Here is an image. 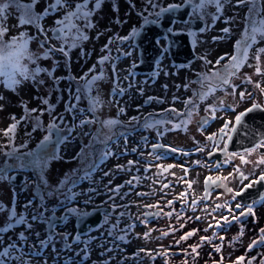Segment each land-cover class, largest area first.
I'll use <instances>...</instances> for the list:
<instances>
[{"label": "rangeland", "instance_id": "374dc122", "mask_svg": "<svg viewBox=\"0 0 264 264\" xmlns=\"http://www.w3.org/2000/svg\"><path fill=\"white\" fill-rule=\"evenodd\" d=\"M171 1L181 0H157L161 5ZM28 2L30 0H26V3ZM50 2L51 0H38L34 11L37 13L44 12ZM21 3H23V0H21ZM89 7H92V5L90 4ZM145 8L151 11L145 0H104L102 7L92 17L95 27L86 29L89 39L72 49L70 58L67 60L60 52H55L48 58L43 56L44 49L48 48L50 44L55 45L57 48L61 46L60 41L52 38L53 33L50 31L51 28L55 27V20L62 15L61 12L48 15L41 22V26L47 30V36L50 38L49 43H46L44 48H41L40 41L45 39L44 35L40 34L32 25H18L21 10H18L15 6L8 10L5 23L9 31L4 35L3 39L8 41L11 37L18 36L21 32L36 36L37 39L29 42V51L38 56L39 59L29 61L24 58L22 63L27 64L30 71L36 67H41L48 71L38 73L36 80L17 76L21 83L12 89L6 86V78L0 77V97H3V99H0V106H2V110H0V144L7 143V138L3 136L2 130L7 129L13 123L12 117L15 116L19 120L26 114V110L33 108L46 109L48 106L42 103L44 99H47L49 104L54 106L51 113L44 111L41 116V122L44 127L32 132L35 121L32 119L22 121L16 129L14 145L18 147L21 144H26V147L20 149L21 152L37 150V145L47 135L44 129L51 123L53 117H57V123L62 129L60 134L68 136L66 142L58 146L56 158L50 161L45 171L44 179L46 183L40 181L35 171L27 169L8 173L11 178L15 172H23L25 181L21 185L12 184L10 179L0 180V202H3L6 206V211L0 212V227L6 224L7 209L13 206L17 213H24L32 224L30 230H26L24 225H18L4 233L5 244L10 242V239L17 240L19 232L25 231L28 241L24 247L25 251H28L29 246L35 245L39 248L40 240L47 239L49 234L53 235L52 243L45 248L41 255L29 258L31 264H214V262L221 261L222 264H234L240 256L245 257L240 264H247L248 260H251V264H258V260L264 254V251L260 253L246 251V246L254 239H258V235L255 236L254 233L259 230L258 227L264 228V219L259 226H255L253 223L243 226V233L251 235H244L238 243H234L233 240L227 241L219 252H214L211 246L199 248L198 242L200 239L194 240L190 237L187 240H182L181 243L183 250L187 249V251H182L176 256L161 254L165 251L164 245L173 246L177 241L174 237L181 236L176 231H173L170 236H164L162 233L167 232V229L172 231V226L177 223L176 211L170 217L164 215V213L172 211L170 206L165 205L173 196L180 197V194L188 187L185 182H177L179 177L185 176V172L180 165L186 167L188 161L185 158L177 159L173 156L155 160L151 163L152 167L148 168L146 158H152L149 153L153 152V150L150 148L149 143H144L141 140V135L145 133V130L134 137V139H129L128 143L121 140L120 142L109 144L110 140H107V144H109L114 155L109 156L103 163L99 164L97 171H89L98 155L97 151L104 150V143L102 142L107 137L112 138L118 132L116 125L108 127L102 124L101 121L108 119L119 120V118L124 120V115H119L116 112L118 107L126 109L127 116L145 117L147 109L150 107L145 101L151 95L164 98L163 104L155 102L154 107L156 108H165L163 106L166 104L179 105V100L185 89L184 85L189 84L183 77L180 78L182 71L175 73V70L177 71L178 69L173 65L169 57H165L162 62L164 69L161 67L163 72H160L157 77L144 75L146 73L142 72L136 73L134 66L139 61V55L132 41L120 42L117 40L110 44V55L113 59L105 62L102 66L98 63L103 55L109 54L108 51H102V49L105 44H108L110 38L127 36L132 27L141 24L139 10L144 11ZM208 9V7L205 9L204 18L212 24V13L208 12ZM144 13L147 15V12ZM183 27L185 26L181 25V23L175 26L177 29ZM208 35H211L210 31L207 34L205 33L200 41L206 48H212L214 45H210ZM164 43L165 41H163ZM65 47L67 46L65 45ZM125 53H130V55H125ZM113 64L115 65V70H113ZM93 65L96 66L95 71L89 73V69ZM101 67H103L106 78L98 81L92 92L88 93L83 87L84 79L81 78L85 74H88L89 78L91 75L98 74ZM48 72H52V75L49 76ZM40 80H43L44 83L40 84L38 82ZM78 86L81 89L79 101L75 99ZM115 87L123 88L125 90L124 94L122 96H113ZM97 94H99L103 103L93 114L89 111L90 101L88 96H96ZM174 97H179V99L174 101ZM69 108H72V110L68 111L67 109ZM32 115L34 117L39 115V113H33ZM61 116L63 117L62 121L59 119ZM93 116L96 119L95 123L80 125L81 120L91 119ZM168 127L170 128L171 126ZM195 130L197 131V126L193 131L187 130L193 134L191 135L192 140L189 132L184 130L175 134H173V131L176 130L167 131L164 136L175 147H183L186 141L187 143L190 141H193V143L200 142L199 133ZM28 132H32L30 137L26 135ZM53 138L56 139L55 132H53ZM134 145H139L138 150L135 152L132 150L135 149ZM122 150H127L129 153L122 155ZM157 154L160 156L162 153L154 152V155ZM256 158L257 154L248 157L252 161ZM6 160L9 164L15 163V160L8 159L3 154H0V167L4 166ZM130 160L138 161V164L131 165L127 170L123 171L117 169V165H128ZM233 162L241 165L239 158H236ZM157 165H164L165 167L173 165V167L168 168L166 172H162ZM241 168L245 171L249 180H252L257 178V173L264 169V165L254 167L252 163H249L246 164V167L242 166ZM105 173H108V175H105ZM172 173L175 175H172ZM78 175H84L83 177L85 178V181L78 189H71L72 192L77 194L78 202L76 204H68L69 183L62 187L61 182L66 177H71L72 180ZM205 175L206 172L201 169L199 171L197 169L188 171L186 179L195 181V183L192 184L186 198L192 200L194 196L203 195ZM133 176L140 177L139 183L134 182L132 186L125 184ZM110 181L111 183H109ZM169 182L170 187L161 191L162 184ZM232 183L233 186L234 184L237 185L238 189L243 185V183L241 184L240 181L234 178ZM121 184L124 187L120 189L119 194L108 191L109 188H115V186ZM153 190V195L144 197L137 195V192L148 193ZM234 192H227L224 187H221L214 194V202L228 201L232 198ZM124 193L129 194L125 196ZM109 196H113L114 199L110 200ZM82 200L87 203L82 204ZM29 201H32V206L25 209L24 206ZM62 201H65L70 208H79L82 211H87L95 206H109L110 210L105 216L108 218L107 222L104 219L103 224L95 229L93 233L80 236L79 242H74L76 236L74 217L62 225H57L53 232L49 233L47 230L48 217L54 212L60 213L65 210L64 207L60 206L65 204ZM157 201H160L161 207L165 209L163 214L152 222L147 218V224L141 223L140 221L144 218L142 214L151 212L154 209H146L143 205L156 204ZM113 204L128 205L129 207L113 209ZM189 206V209L193 211L191 212L193 214L191 220L193 221L197 212L194 213L195 210L191 207V204ZM120 212H127L128 214L119 216ZM33 215H40L43 219L33 221L31 219ZM210 217V215L206 216L204 221L206 219L208 221ZM180 222H182L180 224L184 222L187 225L190 221L189 219H180ZM133 223L135 226L129 229L128 225ZM113 224H118V227L113 229ZM241 226L237 227L239 232ZM189 228L194 229L193 223L186 227V231ZM145 232H150L149 238L144 237ZM36 233H39V237H37ZM120 236H123L124 239H119ZM192 244H197L196 252H193L192 248L189 247ZM66 245H70V247H66ZM141 249L145 251H140ZM243 252L245 253L240 254ZM137 253L139 254L137 255ZM148 253H151V255ZM197 253L199 254L197 255ZM155 255H158L157 259H153Z\"/></svg>", "mask_w": 264, "mask_h": 264}, {"label": "snow or ice", "instance_id": "6c2138e0", "mask_svg": "<svg viewBox=\"0 0 264 264\" xmlns=\"http://www.w3.org/2000/svg\"><path fill=\"white\" fill-rule=\"evenodd\" d=\"M103 2L104 0H51V2L44 9L43 14H40L34 11V7L38 3V0H30V2L28 3H21V0H0V77L6 78V86L9 89H12L16 85H19L21 83V80L17 79V76H20L24 79L31 78L32 80H36V76L38 73L48 71L47 69L41 67H36L32 71H30L28 69L27 64L22 63V60L24 58H27L29 61L39 59L38 56H35L32 52L29 51V42L31 40L37 39L36 36L29 35L27 32H21L18 36L11 37L8 41H5L3 39L4 35L9 31L5 21L7 19L8 10L11 7L15 6L18 10H21V15L18 19L19 26L32 25L38 30L40 34L44 35L45 39L40 41L41 48H44V45L46 43H49L50 41V38L47 36V30H45L41 26V22L45 19L46 16L52 15L56 12H61L62 15L58 17L54 22L55 27L50 29V31L53 33L52 38L60 41L61 46L57 48L55 45L50 44L48 48L44 49L43 56L44 58H48L53 53L60 52L64 55L65 59L67 60L70 58V52L72 49L80 46L82 42L87 41L89 39V35L87 34L86 29H92L95 27L92 17L94 13L102 7ZM145 2L148 6H150L151 11H148V9L145 8V10L140 13L143 20V24L140 26V28L133 27L129 35L127 36H117L110 38L108 44H105L104 48L102 49V51H108L109 54L103 55L98 61L101 66L104 65L105 62H108L113 59V57L110 55V44L114 43L117 40H119L120 42L134 40L145 26L158 23L163 15L169 13L175 14L177 11L183 9L185 6H190L191 11L189 13V20H191V17L193 15H197L201 20H203L205 16V9L209 6H214L216 9V13L212 14V25H208L207 23H205V25L199 30L202 33L209 30L217 20L221 19L224 10V5L227 3H231L232 0H182V3H171L167 6H162L160 3L157 2V0H145ZM90 4L92 5V7H89ZM235 4L236 6L247 5L248 11L245 16L246 27L243 31L242 38L238 40L234 46V53L231 55L225 54V56L219 57L216 60L215 65H213V70H211L210 72L198 74L199 79L196 81V83H198L201 87L200 89L194 91L192 97H188L183 100V104L185 107L184 111L177 110L175 107H170L167 109H163L162 113H148L147 116L144 117L142 124V127L144 129L156 128L159 135H163V132H160L158 126L163 125H171V127L166 129V131L186 130L187 126L192 123L193 113L198 110L200 103L206 101L208 97H210L217 91V89H223L225 90L226 95H231L235 97L237 94V89H239L241 85H252L253 92H249L247 88H244V90L239 92V97L241 100H244L246 96L247 98L253 99L251 107L245 109L244 112H240L236 115L235 124H233L230 120L225 121V123L218 130V132L211 133L206 137V139L211 142L212 145V150H209L207 153L209 157L213 156L216 151L223 152L225 155V158L222 161L214 162V166L217 171H219L222 165L230 164L236 158H239V160L241 161V165L249 163H252L254 167L264 165V152L261 151L262 149H264V133H258L257 139L253 142L252 146L244 148L242 152H228V146L225 142V140L231 141L232 136L229 133L236 132L237 127L241 125L242 119L247 113L258 109H264V105L255 101L254 99V93L256 90H258L261 95H264V82L253 81L252 77L247 73H244L242 76L240 75L241 69H243L244 66L247 64L249 67H254L255 73L257 75L264 76V67L261 66V56L264 55V47H259L256 49V52L251 56L255 63L248 64L250 58V49H252L253 45L257 43L258 37L260 40H264V0H235ZM144 12H147V15H145ZM230 21L231 18H227L226 22ZM168 31L172 32L173 29L170 28L168 29ZM221 31L225 35H228L231 30L229 27H225L221 29ZM190 35L193 37V44H195V37L197 33L192 32L190 33ZM223 38L224 37H213V40ZM65 45L67 47H65ZM125 55H130V53H125ZM200 59L204 60L206 65L211 63V61H208L206 57H200ZM225 59L227 60V62L224 63L222 67H217L220 65L221 61ZM95 67L96 66L93 65V67L89 69V73L94 72ZM112 67L113 70H115L114 64L112 65ZM180 67L184 66L181 65ZM155 74L158 75V73ZM48 75L51 76L52 72H48ZM105 78V72L103 70V67H101V70L98 74L91 75L90 78L88 77V74H85V76L81 79H84V89L88 93H91L96 83ZM235 79H239L241 81V84H235L233 82ZM38 82L40 84L44 83L43 80H40ZM188 86L189 85L187 84L184 85L185 88H188ZM228 88H231L232 91L227 92ZM124 91L125 90L123 88L115 87L113 89V96H122L124 94ZM80 92L81 89L78 86L75 96V99L77 101H79L80 99ZM0 99H3V97H0ZM88 99L90 101L89 111L94 114L97 109L101 107L103 101L100 99L99 94H97L96 96L89 95ZM157 99L158 98L156 97L150 96L148 97L147 101H145V103H150L151 101ZM173 99L175 101L178 100L179 97H174ZM159 102L163 103V101ZM42 103L47 105L48 107L46 109L33 108L30 110H26V114L22 116L19 120H17L15 116H13V123H11L7 129L2 130L3 136L7 138V143L0 144V154H3L8 159L15 160V163L9 164L7 160L5 161L4 166L0 167V180L12 179L8 175V173L11 171L27 169L35 171L40 181L42 183H46L44 179L45 171L48 168L50 161L56 158L58 146L66 142V140L68 139V136L60 134L62 132V129L57 123V117H53L51 123L47 125L46 129H44L47 132V135H45L40 141V143L37 145V150L21 152L20 149L26 147V144H21L18 147L14 145L16 129L22 121H28L30 119L35 121L34 126L32 128V132H35L37 129L44 127L41 122V116L43 115L44 111H48L49 113H51V111L54 109V106L49 104L47 99H44ZM234 107L235 105L233 104H226L225 99L223 97H218L216 103L209 104L206 107L205 111L208 112L209 115L206 117H201L198 123V130L204 131V129L209 125V123L217 118V112H227L233 110ZM0 110H2V106H0ZM67 110L71 111L72 108H69ZM124 111L125 109L123 107L119 108V113L123 114ZM33 113H39V115L33 117ZM157 116H159L160 118H157ZM59 119L62 121L63 117L61 116L59 117ZM131 119L133 121L139 122L140 117H132ZM95 122L96 119L95 116H93V118L91 119L81 120L80 125L82 126L84 124H92ZM101 123L108 127H112L121 122L118 119H108L106 121H101ZM32 132H28L26 133V135L30 137L32 135ZM53 132L56 133L55 141H53ZM121 135H123L125 139L127 138V133H121ZM110 139L111 137H107L106 140L102 142L104 143L105 148L100 155L101 162H103L109 156L114 155V153L111 152V149L107 144V140ZM221 143L224 144L223 147H220ZM197 145L198 146L194 149L195 152L205 151V147L200 146L199 142H197ZM151 147L153 149V152L149 153V156H152L155 160L161 159L158 154L154 155V152L155 150L165 146L161 144H152ZM133 151H135V149H133ZM171 151L182 152V150L176 148H172ZM182 154L190 155V153L187 152H183ZM253 154H257V158L254 161L249 160L248 157L252 156ZM141 155H143V153H141ZM193 163L196 165H200L202 162L197 160L193 161ZM134 164H138V161L130 160L128 161V165H117L116 167L117 169L123 171L127 170L129 166ZM241 165H236V167L233 169V172L229 173L228 176H207L205 178V196L201 197V199L207 200L210 190L214 188L224 187L227 192L232 193L234 190L227 187V182L230 178L238 177L241 179V183H243L244 180H249V177L246 176L244 172L240 171ZM203 166L209 168L213 167V165H209L207 163H204ZM147 167L151 168L152 164L148 163ZM157 167L161 169L162 172H166L168 168L173 167V165H168L167 167H165L164 165H157ZM180 167L185 172V176L179 177L177 182H185L188 188H191L192 184L195 183V181H190L186 179L189 169L186 168L184 165H180ZM93 168H95V165H93ZM137 171H139V169H137ZM86 175L88 174L86 173ZM105 175H108V173H105ZM172 175L175 174L172 173ZM69 181H71V187L76 186L77 181L71 180V177H66L61 182V186L63 187L64 185H67ZM139 181L140 177L133 176L130 180L126 181L125 184L132 186L134 182L139 183ZM261 182H264V172H261L256 179L249 180V183L243 185L240 191L234 192L232 199L235 200L237 197L241 196L245 190ZM109 183H111V181ZM123 187V184L117 185L115 186V188H109L108 191L119 194L120 189ZM169 187L170 182L163 183L161 191ZM68 192L70 194L67 196V199L69 201L74 200L77 194L75 192H72L71 188L68 189ZM128 194L129 193H124L125 196H127ZM153 194L154 190L148 193L137 192V195L141 197ZM187 195V192H183L180 194L179 199H183L184 202L187 203ZM109 199L112 200L114 199V197L109 196ZM174 202L175 198L173 200H168L165 206H171L174 204ZM257 203H264V198H262L261 201L254 200L248 205L236 203L235 209L240 210L239 215L235 214V210L232 209L231 205L227 201H225L223 204H216L213 210L225 208L228 210L229 215L222 216L220 220H216V223L214 225L210 223L208 227L220 228L226 231L227 228L231 226L233 221L241 223L242 217H254V206ZM196 205L197 200L194 199L191 202V207L195 209ZM31 206L32 201H29L24 207L25 209H28ZM112 207L113 209H115L117 207L128 208L129 206L113 204ZM143 207L146 209H157V211L154 213L144 212L142 214L144 218L140 222L144 224L148 223L147 218L149 216H159L161 212H163V209L160 205V201H157L156 204H145L143 205ZM4 211H6V206L3 204V202H0V212ZM7 212L8 217L6 224L0 227V264H31V260L29 258L41 255L43 250L47 248L49 244L52 243L53 235L49 234L47 239L40 240L39 248H37L35 245L29 246L28 251H25L24 247L28 241V236L25 234V231L19 232L17 240L10 239V242L5 244V241L3 239L4 233H7L8 231L14 229L18 225H24L26 227V230H30L32 228V224L28 221L27 216L24 213H17L14 206L7 209ZM67 212L68 214H76L81 219L87 217L90 214L87 211L80 210L79 208H69ZM173 212L174 210L164 213V215L170 217L173 215ZM126 214L128 213L120 212L119 216H124ZM177 218H180L178 213ZM31 219L33 221L42 220L43 217L40 215H33ZM107 219L108 218L105 217V222H107ZM196 219L199 220L201 219V217L197 216ZM221 221H223V224L221 223ZM134 226L135 224L133 223L128 225V228L131 229ZM117 227L118 224L112 225L113 229H116ZM181 227H183V225H181ZM196 231L199 230L195 229L193 231L187 232L184 236L180 237V240L176 241V243L179 244L180 241L187 240L189 237L195 235ZM259 233V238L254 239L252 243L249 244L248 251H251L254 247L257 246V244L264 245V228H260ZM168 234V232L162 233V235L164 236H167ZM36 235L37 237H39V233H36ZM240 235H243L242 226L240 229ZM144 237L149 238L150 232H145ZM80 239V234H77L74 238V242H79ZM119 239L123 240L124 237L120 236ZM211 239V237H201L202 241H211ZM220 239L223 240L224 237H220ZM236 239H238V237ZM66 247H70V245H66ZM189 247L192 248L193 252H196V248L198 246L191 245ZM220 248L221 246H215V250L217 252L220 251ZM140 251L145 250L141 249ZM184 251H187V249H185ZM138 254L139 253H137V255ZM148 254L151 255V253ZM161 254L166 255L167 253L165 252ZM198 254L199 253H197V255ZM244 259V256H240L237 258V261H235L234 264H240V262L244 261ZM214 264H222V261L214 262Z\"/></svg>", "mask_w": 264, "mask_h": 264}, {"label": "flooded vegetation", "instance_id": "af4514ba", "mask_svg": "<svg viewBox=\"0 0 264 264\" xmlns=\"http://www.w3.org/2000/svg\"><path fill=\"white\" fill-rule=\"evenodd\" d=\"M208 8L210 9V11H209V9L207 10L208 12H211L212 14L216 13V9L214 6H209ZM247 11H248L247 5L236 6L235 0H232L231 3H227L224 5V10H223L221 19L217 20L215 22V24L209 30L202 32V33L199 30L201 27H203L205 25V23H207L208 25H212L211 23H209V21L207 19L204 18L203 20H201L197 15H193L191 17V19H198L199 20L198 25H196L193 28L191 27L192 25H191L189 19H184L181 22V25L185 26V27L181 28V30H186L189 33V35L192 32L197 33V35L195 37V39H196L195 44H193V37L190 35L191 45L195 51V56L191 60H189L188 63H186V64H175L174 61L169 56V54L167 53V51H165V54L162 57V62L164 61L165 57H169L170 60L173 62V65L175 67H177V69H178L177 71L175 70V73L176 72L178 73V71H182L180 78L183 77L186 81H188L189 84H187V85H189V86H188V88L184 89V91L182 93V97L179 100V105H169V104L167 105L166 104L163 106L165 108H161V109L156 108V107H154L155 102H159V101L164 102V98L156 96V98H158L157 100H153L150 103H146L150 107L147 109L145 116H147L148 113H160V112H162L163 109H167L170 107H175L177 110H180V111L185 110L183 100L188 98V97H192L194 91L200 89V87H201L198 83H196V81L199 79L198 74L204 73V72H210L211 70H213V65H215V62L219 57L225 56V54L231 55L234 53V51H235L234 46H235L236 42L242 38L243 31L246 27L245 16H246ZM227 18H231V21L226 22ZM225 27H229L231 30L228 35H225L221 31V29H223ZM209 31L211 32V35H208V38L210 39L209 40L210 45H214L212 48H206V46H203L201 41H200L202 39L203 35L205 33L207 34ZM213 37H224V38L213 40ZM182 46H184V44H182L181 47ZM259 47H264V40H260L258 37L257 43L253 45L252 49H250V58H249L248 64H254L255 63V61L251 58V56H252V54H254L256 52V49ZM180 53L181 54L187 53V49L181 48ZM200 57H206L208 61H211V63L206 65L205 61L200 59ZM162 62L160 64L161 72H163ZM226 62H227L226 59L221 61L220 65L217 67H222L223 64ZM181 65H183L184 67H180ZM261 66L264 67V55L261 56ZM244 73H247L248 75H250L252 77L253 81L264 82V76L257 75L255 73L254 67H249L246 64L244 66V68L241 69L240 75L242 76ZM233 82L235 84H238V85L241 84V81L239 79H235ZM244 88H247V90L249 92H253V86L250 84L241 85V87L239 89H237V94L235 97H233L231 95H226L225 90H223V89H217V91L213 95L208 97V99L206 101L201 102L198 110L193 113L192 123L189 124L187 126V129L184 131L189 132V131H187L189 129H190V131H193L195 129V127L197 126V131L196 130L195 131L199 133V139H200L199 145L205 147V151H203V152H195L194 151V149L198 146L197 142L193 143V141H190L189 143H187V141H186L185 146L175 147L172 143H170V141L166 140L164 133L167 132L166 129H168L169 128L168 126H171V125L158 126L160 132H163V135H159L156 128L144 129L142 127L143 119H144L143 116L140 118L139 122L133 121L131 119L132 117L127 116V114H126L127 110L125 109V111L123 113V115L125 117L124 120L119 118V121L121 123L116 125L118 128V132L114 136H112L109 144L116 143L113 141L120 142L121 140H124L125 143H128L129 139H131V138L134 139V137L141 134L142 131L145 130V133H143L141 135V140H144L146 143H149V146L151 149H152V147H151L152 144L163 143L166 145H171L172 147H174L176 149L182 150V152L178 151V154H172V155H170L166 151H155L158 153H162L160 155L161 159H166L168 157H173V156L177 159L185 158L188 161L186 163V168H188L189 171H193L195 169H197L199 171L201 169L202 171L206 172V175H205L204 181H203L204 193L202 196H194L192 198V200L186 198L187 203H185L183 199H179L178 196L172 197V200L175 198V202L173 205L170 206L171 207L170 209L172 211L173 210L176 211L179 214L180 218L176 221L177 223H175L172 226V231L170 229H167V232L169 233L167 236H170V234L173 231H176L177 233H179L181 235L179 237L178 236L174 237L177 241L180 240V237L184 236L187 232L198 229L199 231H196L195 235H193L191 237L194 240L200 239V241L198 242L199 248H202L204 246H209V247L211 246L212 250L214 252H216L215 246H221L220 250H222V247L225 246V243L227 241L233 240L234 243H238V242H240L241 238L244 235H251V234L243 233V235L241 236L240 232L238 231V228H237L239 225H242V227H243V226L247 225L248 223H253L255 226H259L261 221L264 219L263 218L264 203H257L254 206V209H255V216L254 217L253 216L242 217L241 223H237V222L233 221L231 226H229L226 231H224L220 228H215V227L209 228L208 225L210 223L214 225L216 223V220H220L221 217L224 215H229V212L225 208H219V209L213 210L215 208L216 204H223L224 203V202H220V201L214 202V199H213L214 194L217 193L221 187L220 188H214V189L210 190L207 200L201 199V197L205 196V178L207 176H209V175H212V176H217V175L228 176L229 173L233 172V169L237 165L232 161L230 164L222 165V167L219 169V171H217L215 169L214 162L215 161H222L225 158V155L223 152L216 151L213 156L209 157L207 153L209 150H212V145H211V142H209L206 139V137L211 133L218 132V130L225 123V121L230 120L234 124L236 115L240 112H244L245 109L251 107V104L253 103V99L247 98V96H246L244 100H241L239 97V92L244 90ZM231 91H232L231 88L227 89V92H231ZM151 97H155V96L151 95ZM218 97H223L225 99L226 104L235 105L234 109L227 111V112H223V111L217 112L216 113L217 118L215 120H212L209 123V125L204 129V131L198 130V123H199L201 117H206L209 115V113L205 111L206 107L209 104L216 103ZM254 99H255V101L264 105V95H261L258 90H256L254 93ZM161 104H163V103H161ZM119 108L120 107H118L116 112L119 115H121V113H119ZM135 117H137V116H135ZM157 118H159V117L157 116ZM178 131H181V130L173 131V134H175ZM121 133H127V138L125 139V137L123 135H121ZM229 134L232 136L233 133H229ZM191 135H193V134H191V132H189L190 139H191ZM225 142L227 143V146H228V148H227L228 152H242L243 151V149H240L238 151L232 150V149H230V146H231L230 141L225 140ZM109 144H108V146H109ZM187 144H188V146H187ZM223 146H224V144L221 143L220 147H223ZM104 148H105V146H104ZM103 151H100V152L97 151L98 155L96 156V159L94 160L89 171L90 170L92 172L97 171L99 164L104 162V161L103 162L100 161V155ZM261 151L264 152V149H262ZM121 152H122L121 153L122 155H127L129 153V152H127V150H124V151L122 150ZM183 152L190 153V155H183L182 154ZM161 159H159V160H161ZM146 160L148 163H152L155 161V159H153V157L152 158H146ZM197 160L201 161L202 163L200 165L194 164L193 161H197ZM204 163H207L209 165H213V167L212 168L205 167V166H203ZM93 165H95V168H93ZM242 166L246 167V164L241 165V167ZM240 171L244 172V174L247 176V174L245 173V171L242 168H240ZM261 172H264V169H261V171L257 173V177L260 175ZM83 176L84 175H78L74 179H72V180L77 181L76 186L71 187V181H70L68 184V188H71L72 190L78 189V187H80L81 184L85 181V178ZM234 179H237L238 181L241 182V179L238 177L234 178ZM232 182H233V178H230L229 181L227 182V187L233 189L235 192L240 191L241 188L243 187V185L249 183L248 180H244L243 185H241V187L238 189L237 185L234 184V186H233ZM185 189L187 190V192H190V190H191V188H188V187ZM246 191H248V192H258V191L264 192V182H261L259 184H255V185H253V187L247 189ZM194 199L197 200V205L194 209L195 210L194 213H196V212L197 213H196L195 218H194L195 220L192 221L190 218L193 216V214H191V212H193V211H191L189 209V207H190L189 205L191 204V202ZM261 200L262 199L255 200V201H261ZM252 201H254V200H252ZM77 202H78L77 196H75V199L69 201L68 204H76ZM227 202L231 205L232 209L235 210L236 215H239V211H240V210L235 209L236 203H241L242 205L250 204V203H247V202L241 200V196L237 197L235 200L230 198ZM63 203L66 204V202H63ZM81 203L85 204L86 201L82 200ZM175 203H178V204H175ZM68 207H69V205H68ZM68 207H64V208H68ZM162 209L164 212L165 209L163 207H162ZM156 211H157V209L154 208L153 211H151V212L154 213ZM163 212H161V214L159 216H153L152 218L148 217V219L152 222L155 219L159 218L163 214ZM209 215L211 216L210 219L207 221V219H208V217H207L206 221H204L206 216H209ZM76 216H77L76 214H71V218H73V217L76 218ZM197 216L201 217V219L197 220L196 219ZM180 219H189V221H190L189 224L193 223L194 229L189 228L186 231V227L189 224L185 225L184 222H183V224H180V223H182V222H180ZM221 223L223 224V221H221ZM181 225H183V227H181ZM258 228L260 229V227H258ZM254 235L255 236L258 235V238H259V236H260L259 230L256 231L254 233ZM201 237H211L212 239H211V241H207V240L202 241ZM220 237H224V239L221 240ZM237 237H238V239H236ZM181 243H182V241H180L179 244H177L175 242L173 244V246H171V247L164 245L163 247H164L165 251H163V252L164 253L166 252L167 254H170L172 256L179 255L182 251H184L183 250L184 248L182 247ZM250 243H252V242H250ZM249 244L246 246V251H248ZM192 245H197V244H192ZM259 246L260 245L257 244L256 247H259ZM255 248H253L252 250H254ZM251 251H248V252H251ZM244 253L245 252L240 253V254H244ZM220 256L222 257L221 254H220ZM156 258H158V255L156 256ZM258 262H259V260H258ZM247 264H251V260H248Z\"/></svg>", "mask_w": 264, "mask_h": 264}, {"label": "water", "instance_id": "95a60500", "mask_svg": "<svg viewBox=\"0 0 264 264\" xmlns=\"http://www.w3.org/2000/svg\"><path fill=\"white\" fill-rule=\"evenodd\" d=\"M191 9L190 6H185L183 9L177 11L175 14H165L163 18L159 20L156 24H150L143 28L140 34L136 37V42L140 45V57L141 61L137 65L138 69H144L147 67V70L152 71L154 69L156 61L162 55V48L159 44L156 43V39L167 34L169 36V50L173 59L179 63L189 56L192 59L195 54L193 53V48L190 42V36L187 32L183 31H172L169 32L168 29L172 26L176 19L184 20V18L189 17ZM193 26H196L199 23V20L191 21ZM151 38V39H150ZM184 46L181 47V45ZM181 48H186L189 55L181 54L179 51ZM186 55V56H185ZM182 59V60H180ZM147 65V66H145ZM258 133H264V109L254 110L250 113H247L241 122V125L237 127L236 132L232 134V141L235 147L233 149L239 150L246 147H251L253 142L257 139ZM171 151L170 148H166ZM22 174H15L11 181L14 183H21L23 180ZM246 191V190H245ZM242 193V196L246 192ZM256 197H262L264 192L258 191V193L253 194ZM251 198H247L248 201ZM108 207H98L92 209L87 217L81 219L79 216L76 218V228L77 234H85L90 232L96 227H99L104 219V213L108 212ZM68 212L66 211L62 216H58L53 213L50 217L48 223V231L53 232L56 224L63 222L67 216ZM54 225V227H53Z\"/></svg>", "mask_w": 264, "mask_h": 264}, {"label": "trees", "instance_id": "16d2710c", "mask_svg": "<svg viewBox=\"0 0 264 264\" xmlns=\"http://www.w3.org/2000/svg\"><path fill=\"white\" fill-rule=\"evenodd\" d=\"M23 3H26V0H23Z\"/></svg>", "mask_w": 264, "mask_h": 264}]
</instances>
